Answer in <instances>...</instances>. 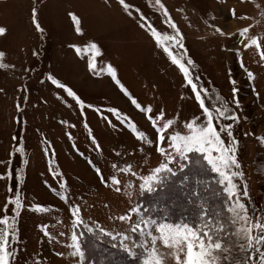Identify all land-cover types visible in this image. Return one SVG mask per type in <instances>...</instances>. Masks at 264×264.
Wrapping results in <instances>:
<instances>
[{
	"label": "rangeland",
	"instance_id": "1",
	"mask_svg": "<svg viewBox=\"0 0 264 264\" xmlns=\"http://www.w3.org/2000/svg\"><path fill=\"white\" fill-rule=\"evenodd\" d=\"M54 1L0 0V27L6 29L0 35V50L6 52L3 63L10 65L0 67V217L6 208L12 207L9 201L15 198L14 193L20 194L23 204L18 218L19 240L10 264H119L113 261L121 257L117 251L143 260V249L138 245L147 241L151 248V237L147 235L149 227L142 225L144 231L135 233L131 229L141 219L176 223L146 213L150 200L141 198L151 191L140 188L144 183L141 177L151 175L160 163H168L173 173L184 169L187 160L169 147L168 136L176 131L187 134L185 123L202 116L203 110L187 78L164 51L165 46L178 57L182 56L183 61L193 62L186 66L206 106H219L224 98L239 99V107L231 104L239 119L214 120V126L218 129L221 123H233V132L239 141L237 156L245 174L243 179L234 182L255 224L257 217L264 213V140L260 139L264 136V57L261 56L264 52V0H161L183 34L182 49L175 43L165 44L167 35H175V32L165 22L164 13L154 0H125L132 5L131 9H126L120 0L113 1L119 6L111 0H87L89 20L85 24L88 31L90 28L98 30L104 45H98L102 55L97 56L88 49V57L100 62L102 69L107 71L109 64L117 72L120 65L118 79L127 89L124 92L116 85L108 71L109 81L113 88L116 87L114 98L110 96L113 90L106 81L92 80L86 71L75 69L72 63L80 60L79 55L74 57L76 52L57 46L76 30L72 14L80 20V0ZM34 8L44 29L42 34L32 20ZM141 12L164 34L160 38L161 52L150 46L149 31L141 27ZM246 27L249 31L241 37L240 30ZM217 28L224 34L221 35ZM111 31V35H104ZM249 37L258 38L257 44H252ZM246 44L250 46L245 47ZM249 71L254 79L248 77ZM133 73L136 79L133 76L128 79ZM49 74L71 87L84 106L58 85H53ZM150 76H154L153 89L156 91L157 86H163L165 92L162 97L153 96L161 100L157 111L152 108L155 115L147 111L153 104L150 102L153 97L143 89V85L150 83L146 82ZM88 82L105 89L93 92ZM112 100L114 104H110ZM132 100L145 110L138 109ZM160 112L164 113V120H175L164 133L157 131L159 122L153 124L148 119L153 115V119L159 121ZM141 131L145 134L143 140L139 136ZM160 135L165 136L164 141L159 139ZM222 138L226 139L225 134ZM149 140L153 143H148ZM161 147L174 158L167 160L165 153L159 151ZM21 148L24 151H20ZM202 155L189 154L196 162H202ZM128 166L131 172L121 171ZM96 168L103 173V180L98 179ZM9 171L14 173L13 177L4 179ZM164 173L167 172L158 174L160 182ZM113 176L120 182L119 192L117 185L112 183ZM215 178L218 181L217 173ZM61 184H65L66 192L60 188ZM158 184L152 182V191ZM244 185H247V197L243 195ZM57 191L63 192L67 200L57 196ZM129 192L132 194L128 195ZM173 196H169L170 200ZM36 204L51 210L34 212L31 209ZM76 205H79L78 215L84 225L92 227L94 232H88L84 225L72 228L76 220L72 209ZM133 207L140 211L133 213L130 210ZM7 214L14 215V210ZM121 215L130 218L122 221ZM99 228L105 231L102 233ZM73 231L84 243L83 262L74 257V249L68 247ZM151 231L159 237L155 226H151ZM252 234L257 235L255 228ZM125 236L129 239L124 240ZM122 242L135 254L125 250ZM11 247L13 245L9 244ZM156 249L164 264H177L174 250L163 246L159 238ZM260 250L264 251V245ZM186 254L185 244L180 259L185 260ZM232 255L235 258L239 253L234 251ZM253 256L259 260V252ZM221 264H228V261Z\"/></svg>",
	"mask_w": 264,
	"mask_h": 264
},
{
	"label": "snow or ice",
	"instance_id": "2",
	"mask_svg": "<svg viewBox=\"0 0 264 264\" xmlns=\"http://www.w3.org/2000/svg\"><path fill=\"white\" fill-rule=\"evenodd\" d=\"M120 3L126 8L131 9L132 5L126 4L125 0H120ZM157 7L161 9L164 13L165 22H167L170 27L174 30L175 35H167L165 44L168 42L175 43L181 49L183 44L181 40L183 39V34L180 32L179 27L172 20L170 13L168 12L166 6L161 2V0H154ZM137 11H140L137 9ZM233 15H235V10ZM72 18L75 21L77 32H81L82 29L79 27L81 21L79 18L72 14ZM32 20L35 28L42 34L44 29L41 27L39 20L36 18V9L32 10ZM141 27L147 28L151 36L156 38V43H160V38L163 33L157 30L153 22H149L147 18L141 12L140 14ZM221 35L224 34L223 30L220 28L216 29ZM249 29L246 27L240 30L239 35L241 37L248 33ZM6 29L0 27V35L4 34ZM252 44H257L258 38L249 37ZM250 45L246 44L245 47ZM258 46V45H257ZM73 47H76L73 45ZM89 50L94 51L98 55H102L101 48L96 43L89 44ZM164 51L168 53L171 57L172 63L178 65L179 70L183 72L185 78H187L188 84L191 89L195 91V99L199 101V107L203 110L202 116L193 117L191 123H185V128L187 134H181V132L176 131L174 134L168 136L169 147L175 152L179 153L180 157L184 160L189 159V154L198 153L203 154L201 157L202 161H206L207 165L210 166V171L218 174V184L221 187L220 191L224 194L225 198L223 201V206L221 209L212 211L211 206H205L207 201H202L200 207L196 213V217L191 221H180L176 223L172 222H162L158 223L156 221L141 219L135 227L131 229L133 233L137 231H144L142 225L148 226L149 230L147 235L151 237V248L147 246V241L143 244L138 245L143 249L144 259L141 264H164L163 259L158 255L156 249L157 239H161L163 246L171 248L174 250L173 255L177 264H221L222 261L227 260L228 264H264V251L260 250V246L264 245V235H259V233L264 232V213L257 217V222L252 223V217L249 215L245 203L240 200V188L236 181L238 178H244V172L242 171V164L238 160L237 152L239 141L233 132V123H221L219 128L214 126V120H231L237 121L239 119L238 115L235 114V109L231 107V104H235L237 107L240 105L239 99H227L224 98L222 104L216 106H206V100L202 98V94L197 90L198 85L193 83V77L190 74L189 67L186 64H192V61H183L182 56L178 57L170 50L168 46H165ZM261 56L264 57V52H261ZM6 58V52L0 50V67H9L10 65L3 63ZM90 66L95 69L96 65L94 62ZM108 71L110 76L115 80V84L119 85L124 92L127 89L123 88L121 81L118 79V72L115 67L111 64L108 65ZM250 79H254V75L251 71L247 73ZM49 80L53 85H58L59 89L66 91V94L73 97L81 106H84V102L80 100L76 92L73 91L71 87L66 84L61 83L53 75L49 74ZM232 85H236V81H232ZM233 91H236L233 87ZM132 103L141 111L145 109L142 108L141 104L136 100H132ZM91 108L92 105H87ZM110 112H116V109H110ZM149 113H153L151 107L147 108ZM155 115V113H153ZM153 115H150L148 119L152 120L153 124L159 122V127L157 131L164 133L165 130L169 129L175 123L174 119L164 120V113H159V121L153 119ZM203 117H206L203 118ZM130 127H132L130 125ZM135 130V129H134ZM222 134H225L227 139L222 138ZM141 140L144 139V132H139ZM159 139L161 141L165 140L164 135H160ZM264 140V136L260 137ZM148 143H153L149 140ZM20 151H24L23 148ZM161 153H165L167 160H172L174 157L170 153L165 152V148L161 147L159 149ZM215 153V155H214ZM27 163V161H25ZM116 165H113L115 167ZM98 173V179H104L103 173L99 168L95 169ZM121 171L131 172V166L125 167ZM166 171L167 173H172V168L169 167L168 163H160L158 167L152 171L151 175L142 176L141 179L144 183L140 184L141 189H146L147 191H152V182L157 184L160 182L161 177L158 174ZM14 173L9 171L4 179L13 177ZM21 182L23 177L20 178ZM112 183L117 185L116 191L119 192L121 189L118 186L119 180L113 176ZM131 187V186H130ZM60 188L67 191L65 184H61ZM243 195L248 196L247 185L243 187ZM132 193L129 192L128 195ZM15 198L9 201V205L12 207L6 208L5 214L0 217V264H10L11 258L15 255L16 248L15 243L19 240L18 235V218L21 215V210L23 209L22 198L18 192L14 193ZM57 196L62 200H67V197L61 191H57ZM14 210V215L9 216L7 213ZM34 212L48 213L51 209L47 206L41 204H36L34 208L31 209ZM133 213L139 212L140 209L133 207L130 209ZM80 212L79 205H76L72 209V214L76 216V220L72 224V228L75 229L78 225H84V221L78 215ZM127 215H121L120 220L129 219ZM87 227L88 232H94L92 227ZM151 226H155L159 237L152 234ZM43 227V226H42ZM99 227V226H97ZM253 228L256 229L257 235H253ZM100 232H104L103 228H99ZM108 236H112L111 232L106 233ZM47 236V231L44 232ZM61 236L64 235L63 232L60 233ZM83 236L84 233H80ZM234 239V243L229 240V238ZM124 240L129 239V237H123ZM72 243L68 245L72 251L74 257H78L80 262L85 260V251L82 249V241L78 238L75 231L71 234ZM9 244L13 247L9 248ZM186 244L187 254L186 259H180V253H183L184 246ZM121 246L125 250L129 251L131 254H135L128 247V245L121 243ZM197 249V250H194ZM238 251L239 256L233 257L232 253ZM259 252V260L254 259L253 254ZM35 264V262H34Z\"/></svg>",
	"mask_w": 264,
	"mask_h": 264
},
{
	"label": "trees",
	"instance_id": "3",
	"mask_svg": "<svg viewBox=\"0 0 264 264\" xmlns=\"http://www.w3.org/2000/svg\"><path fill=\"white\" fill-rule=\"evenodd\" d=\"M220 189L215 173L210 171L209 166L204 161L196 162L193 156H189L181 172L164 173L163 180L156 189L146 192L141 200H150L146 213H153L164 217V220L171 219L175 222L191 221L195 219L202 201H207L205 206L210 205L213 212L222 208L225 196ZM171 194L174 196L170 200ZM80 240L82 241L81 238ZM229 240L234 242L231 237ZM93 253L96 254L94 249ZM119 253L121 257L113 259L119 264H141L142 262V257L132 258L125 255L123 251H117V254Z\"/></svg>",
	"mask_w": 264,
	"mask_h": 264
},
{
	"label": "crops",
	"instance_id": "4",
	"mask_svg": "<svg viewBox=\"0 0 264 264\" xmlns=\"http://www.w3.org/2000/svg\"><path fill=\"white\" fill-rule=\"evenodd\" d=\"M54 1V0H53ZM105 1V0H103ZM109 1V0H107ZM112 3L116 4L117 6L118 5V2H113L114 0H111ZM79 5L82 9L80 11V28L82 29L81 32H77L76 30H72L71 33L72 35H70L69 39L67 40H64L61 44H57L58 48H63V49H70L73 53H78V54H73L74 57H80V60L78 61V59H76L72 64L75 66V69H77L79 67L78 70H84L86 71V73L91 77L92 80H95V81H106L108 86L112 88L113 92H112V95L110 94L111 98H114V94L116 93V87L113 88L112 84L110 83L109 79H110V76H108V71L106 69H102V64H100V62H95L94 58L91 57L89 59L88 57V49H89V44L91 43H96L97 45L99 46H104L103 43H102V40L99 36V32L98 30H93L90 28V30L88 31V26L86 25L87 22H88V18H89V9H87L88 7V2L87 0H80L79 1ZM54 6H55V1H54ZM69 12H72L73 13V10L72 9H69ZM90 15H91V12H90ZM86 23V24H85ZM97 20H96V24H97ZM113 33L112 31L111 32H107V34H104V35H111ZM78 34V35H77ZM150 34V32H149ZM110 38V37H109ZM113 40V39H111ZM161 41V40H160ZM133 42V41H132ZM149 42L151 43L150 46L152 48H154L155 50H159V52H161V46L162 44L161 43H156V38L151 36L150 34V38H149ZM73 45H75L76 47H73ZM82 50V51H81ZM165 59V58H164ZM78 62V63H77ZM94 62L96 67L95 69H93L90 64ZM165 62L168 64L167 60L165 59ZM81 66H84L83 69H81L82 67ZM118 72L120 70V65H118ZM166 73V71H164ZM81 73V72H80ZM122 75V73H121ZM132 76L134 77V79H136V73H133V75H130V78L128 77V79H132ZM166 77V76H165ZM164 77V78H165ZM140 79V78H139ZM142 79V78H141ZM140 79V80H141ZM113 80V79H112ZM152 81H154V76H150L149 78H147V81L146 82H150V83H146L145 85H143V89H144V92H146L148 94V96H160L161 97L163 96V94H165L164 92V89H162L163 86H157V90L155 91L152 87ZM90 82V81H89ZM89 82L87 83L91 88H93V92L94 90L95 91H104L105 87H101V86H91L89 84ZM87 85V86H88ZM111 85V86H110ZM108 89V88H107ZM107 93V92H106ZM106 93L104 95H106ZM108 94V93H107ZM84 94H81V96H83ZM102 95V94H101ZM84 97V96H83ZM114 100H112V102L110 101V104L113 103L114 104ZM117 102V101H116ZM151 103V108L154 109V111H157L160 107L159 103L161 102V100H158L157 98L154 99L153 97V101L151 100L150 101ZM118 103V102H117ZM149 105V104H147Z\"/></svg>",
	"mask_w": 264,
	"mask_h": 264
}]
</instances>
